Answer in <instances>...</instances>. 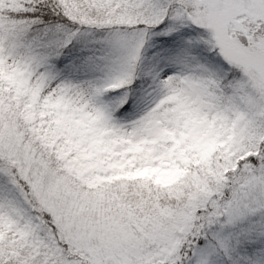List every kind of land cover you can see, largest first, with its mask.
Segmentation results:
<instances>
[{
	"label": "snow or ice",
	"instance_id": "snow-or-ice-1",
	"mask_svg": "<svg viewBox=\"0 0 264 264\" xmlns=\"http://www.w3.org/2000/svg\"><path fill=\"white\" fill-rule=\"evenodd\" d=\"M0 264H264V0H0Z\"/></svg>",
	"mask_w": 264,
	"mask_h": 264
}]
</instances>
